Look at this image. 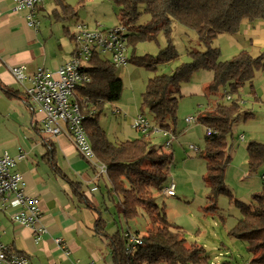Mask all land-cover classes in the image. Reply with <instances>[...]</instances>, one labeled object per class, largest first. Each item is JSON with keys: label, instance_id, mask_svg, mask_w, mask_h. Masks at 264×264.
Returning <instances> with one entry per match:
<instances>
[{"label": "trees", "instance_id": "16d2710c", "mask_svg": "<svg viewBox=\"0 0 264 264\" xmlns=\"http://www.w3.org/2000/svg\"><path fill=\"white\" fill-rule=\"evenodd\" d=\"M53 0L52 15L58 20L78 17L77 6L87 0ZM119 6L120 25L126 28L128 46L132 49L131 60L156 71L161 64L178 60L180 53L172 40L173 24L177 21L196 32L205 50L188 52L189 60L178 65L170 74L163 73L150 78L142 93L141 110L147 108L153 114L155 126L173 131L177 120L179 97L184 83L191 80L199 70L214 74L207 87L208 92L227 95L228 102L218 101L206 112L198 111L196 120L205 129L206 148L204 157L207 170L204 175L210 187L209 208L217 207L218 197L227 194L233 197L225 182V170L230 163L229 136L235 122L242 116L247 119L251 112L244 111L240 97L231 93L239 92L240 86L253 82L255 73L264 71V51L254 55L243 49L234 57L222 60L220 47L212 46L222 33L236 34L243 23L251 24L264 20V0H114ZM148 18L141 21L143 16ZM50 16V14H49ZM71 40L75 41L76 31L64 26ZM167 38V45L157 55L150 53L136 56L138 43L157 41L159 33ZM117 66L107 57L94 53L86 70L91 80L79 85L75 96L80 102L84 118L83 127L99 162L106 164L110 191L119 198L118 204L125 219L134 220L142 211L149 224L145 233H123L120 229L109 233L103 218L96 220L99 232L109 238L114 264H211L205 249L196 242H189L181 226L167 217L165 206L156 202V192L165 194L173 152L164 144L154 142V130L143 133L133 140L113 142L99 122L103 105L120 100L124 89L122 78L117 75ZM7 95L20 96L21 91L6 89ZM230 94V95H229ZM173 127V128H172ZM248 168L256 172L264 164V142L251 141L247 146ZM240 217L232 226L230 234L243 240L253 253L251 264H264V185L260 192L252 194L250 203L237 199ZM139 237L141 243L127 251L129 237ZM9 252L22 254L20 251Z\"/></svg>", "mask_w": 264, "mask_h": 264}, {"label": "rangeland", "instance_id": "374dc122", "mask_svg": "<svg viewBox=\"0 0 264 264\" xmlns=\"http://www.w3.org/2000/svg\"><path fill=\"white\" fill-rule=\"evenodd\" d=\"M70 1L76 5L75 0ZM38 7L36 22L38 26L42 25L46 30L43 31V36L47 39L45 43L48 55L45 65L51 71L59 68L61 61L70 55L76 45L64 29L65 25L70 27V31H77L78 24H83L85 29L91 31L114 29L120 26L119 6L114 0H87L85 5L77 6L78 17L65 21L58 20L52 15V9L55 8L53 0H45L39 3ZM147 18L148 16L145 15L141 21ZM259 21L255 22L252 28L258 25ZM244 24L248 23H243L240 32L222 33L214 40L212 46L220 47L222 60L234 57L243 49L251 51L254 55L264 51L263 42L253 43L251 36L245 34ZM248 25L251 27V24ZM171 36L180 57L178 60L159 65L156 71L132 61L130 59L132 49L129 47L127 64L117 68V75L124 82L122 96L116 102H106L98 119L111 141L133 140L141 137L143 133L133 128L132 123L142 113V93L149 79L157 74L172 73L178 65L189 60L188 52L191 49L205 50L206 48L199 42L194 30H190L177 21L173 24ZM60 45L63 47L61 48ZM166 45V35L161 32L157 41L138 43L135 54L136 56L147 53L157 55ZM205 72L212 73L209 70H199L181 88L177 120L173 126L176 138L173 145L167 147L170 152H173L167 186L175 182L176 196L156 192V202L165 206L168 219L181 226L189 242H196L205 249L209 263L251 264L254 256L248 250L247 243L230 232L240 217L236 200L250 203L252 194L260 192L264 185V164L257 169L258 171L250 172L247 152V146L251 141L264 142V71L257 70L252 84L247 82L240 86L239 92L231 93L233 98L240 97L242 109L251 112V116L247 119L244 116L240 117L233 126L232 135L228 138L229 152L232 157L225 170V182L233 197L227 194L220 195L216 208H209L208 195L211 189L204 180L207 170V161L204 157L206 129L196 119L191 123L185 120L187 116H197L198 111L206 112L212 109L218 101L228 102L229 100L227 95L223 98L221 96L228 88L222 89L218 94L207 93L210 82L207 86L203 83L202 76ZM22 87L24 88L23 85ZM144 115L152 124L156 123L149 109L144 110ZM27 120L28 114L26 115L23 101L9 98L0 90V146L7 148L11 143L15 144L23 132H28ZM153 139L158 145L165 141L161 135H155ZM191 145L197 146L199 150L190 149ZM115 200L117 201L113 203L115 214L113 212L114 217L110 220L113 222L112 229L119 228L123 233L128 232L129 229L133 233L136 231L140 234L145 233L149 224L146 213L142 211L137 218L127 222L118 204L117 195Z\"/></svg>", "mask_w": 264, "mask_h": 264}, {"label": "crops", "instance_id": "0c3cea01", "mask_svg": "<svg viewBox=\"0 0 264 264\" xmlns=\"http://www.w3.org/2000/svg\"><path fill=\"white\" fill-rule=\"evenodd\" d=\"M38 12L37 6L35 14ZM28 13L14 12L13 0H0V90L7 97V88L21 91L20 96L11 97L23 101L29 127L15 144L0 146V154L8 152L16 158L14 169L24 177L25 192L39 199L40 222L47 231L37 240L29 226L15 222L9 212L0 210V242L8 250L20 251L33 264H114L109 238L99 232L95 223L103 218L109 233L119 229L111 227L113 203L117 201L110 191L108 174L101 172L97 158L88 160L76 149L67 131L55 136L42 131L44 113L25 91L30 81L26 80L23 88L11 72L12 66L25 64L31 77L38 67H46L45 60L48 61L47 39L43 36L46 30L42 25H30ZM244 27L253 43L264 44V20L254 28L248 24ZM73 50L61 65L70 59ZM212 73L205 72L202 76L205 86L213 80ZM155 135L166 141L161 133L154 132ZM21 150L26 154L24 159L17 158ZM56 237L64 239V248L55 241ZM0 264L8 263L0 261Z\"/></svg>", "mask_w": 264, "mask_h": 264}, {"label": "built area", "instance_id": "2783aa9c", "mask_svg": "<svg viewBox=\"0 0 264 264\" xmlns=\"http://www.w3.org/2000/svg\"><path fill=\"white\" fill-rule=\"evenodd\" d=\"M45 0H13V11H29L27 17L30 25L38 27L36 22V7ZM75 36V48L68 61L63 63L55 71L46 67H38L31 77L27 75L25 64L11 67V72L18 83L24 85L26 80L30 84L25 88L26 95L44 113L42 131L47 134L58 135L67 131L73 137L76 149L93 161L96 159L93 148L89 142L87 133L83 127L84 113L80 102L76 99L75 92L79 85L91 80L86 70L89 59L94 53L109 58L117 67L127 64L128 40L126 28L122 25L107 30H87L83 24L77 25ZM132 123V127L148 133L151 130L161 133L166 137L165 146L170 147L176 135L173 131L165 130L153 125L144 114H139ZM195 116L185 118L191 123ZM190 149L198 151L199 148L191 145ZM26 154L21 150L17 158L24 159ZM16 158L3 152L0 154V210L10 213L15 222L29 226L38 240L47 231L41 225V208L39 199L25 192V180L23 175L14 169ZM102 173H107L106 164L99 163ZM165 195H176V184L171 182L165 187ZM55 241L65 247L64 239L56 237ZM141 243L139 237L131 235L127 242V251L131 252L137 244ZM0 261L8 264H33L29 257L22 254L9 252L8 248L0 242ZM94 264V263H87Z\"/></svg>", "mask_w": 264, "mask_h": 264}]
</instances>
